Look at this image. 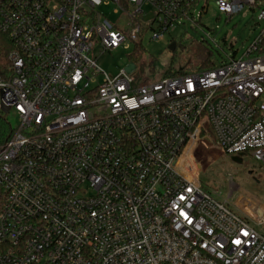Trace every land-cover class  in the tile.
Here are the masks:
<instances>
[{"label": "built area", "instance_id": "built-area-1", "mask_svg": "<svg viewBox=\"0 0 264 264\" xmlns=\"http://www.w3.org/2000/svg\"><path fill=\"white\" fill-rule=\"evenodd\" d=\"M111 2L122 24L96 10ZM192 2L0 0L13 45L0 109L18 116L0 145V264H264V215L206 193L193 154L209 127L264 168V2L216 0L260 27L211 69L138 80L88 57L161 39L193 20Z\"/></svg>", "mask_w": 264, "mask_h": 264}, {"label": "rangeland", "instance_id": "rangeland-1", "mask_svg": "<svg viewBox=\"0 0 264 264\" xmlns=\"http://www.w3.org/2000/svg\"><path fill=\"white\" fill-rule=\"evenodd\" d=\"M143 8L146 18H150L149 7ZM198 9L201 14L196 11L193 20L179 23L161 39L151 40L150 32H145L137 41L142 56L139 60L132 59L136 44L131 41L106 51L94 46L88 57L96 62L103 74L114 76L120 70L128 69L138 80H156L171 66V61L173 72L199 71L195 59L198 43L211 51V59L215 61L226 59L232 53L241 55L260 27L257 11L247 6L230 16L218 10L216 0H208L203 11ZM96 10L113 23L122 24L117 4H102ZM103 74L98 75L96 81L101 80ZM6 116L14 128L18 124L17 114L11 110ZM193 154L198 166L197 177L206 193L219 200L228 196L244 210V205H248L253 213L264 215V168L259 161L247 154L225 153L209 127L207 135L197 139ZM233 207L242 214L240 207ZM255 227L264 234V224Z\"/></svg>", "mask_w": 264, "mask_h": 264}, {"label": "trees", "instance_id": "trees-1", "mask_svg": "<svg viewBox=\"0 0 264 264\" xmlns=\"http://www.w3.org/2000/svg\"><path fill=\"white\" fill-rule=\"evenodd\" d=\"M259 1L264 2V0H259ZM207 3H208V0H193L189 10L191 8H194V9L200 8L201 11H203L206 8ZM135 44H136L135 45L136 47H135V52L132 55V59L139 60L142 57L140 48H139L140 45H138L139 43H135ZM196 45L197 46L195 50V59L198 63L196 68H199L200 69L199 71L214 68L221 61H225L226 59L231 58L235 55V53H232V55H230L226 59L215 61L211 59V51L208 48L201 45L200 43ZM12 47L13 45L9 37L5 33L0 31V73L2 74L7 72L9 63L7 61L6 56H7L8 51L11 50ZM172 64H173V61H171L170 63L171 66H169V68L161 75V77H169V76H176V75L191 73L188 70H184L182 72H173ZM6 115L7 113H3L0 109V145H2L8 139L11 129H12L11 123L8 121ZM5 198H6L5 194L0 188V209L5 203Z\"/></svg>", "mask_w": 264, "mask_h": 264}, {"label": "water", "instance_id": "water-1", "mask_svg": "<svg viewBox=\"0 0 264 264\" xmlns=\"http://www.w3.org/2000/svg\"><path fill=\"white\" fill-rule=\"evenodd\" d=\"M172 46H173V45H172ZM8 110H9V107H8V106H5V105H2V106H1V111H2L3 113H7Z\"/></svg>", "mask_w": 264, "mask_h": 264}, {"label": "bare ground", "instance_id": "bare-ground-1", "mask_svg": "<svg viewBox=\"0 0 264 264\" xmlns=\"http://www.w3.org/2000/svg\"><path fill=\"white\" fill-rule=\"evenodd\" d=\"M244 208H245L246 211H249L250 213H253L252 209L248 205H244Z\"/></svg>", "mask_w": 264, "mask_h": 264}]
</instances>
